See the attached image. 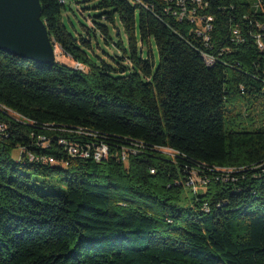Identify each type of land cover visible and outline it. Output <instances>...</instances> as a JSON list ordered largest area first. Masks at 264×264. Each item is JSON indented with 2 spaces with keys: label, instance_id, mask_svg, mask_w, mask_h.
Here are the masks:
<instances>
[{
  "label": "trees",
  "instance_id": "16d2710c",
  "mask_svg": "<svg viewBox=\"0 0 264 264\" xmlns=\"http://www.w3.org/2000/svg\"><path fill=\"white\" fill-rule=\"evenodd\" d=\"M87 2L106 23L85 38L66 0H40L73 66L0 50V264H264V0ZM102 145L100 162L68 152Z\"/></svg>",
  "mask_w": 264,
  "mask_h": 264
},
{
  "label": "water",
  "instance_id": "95a60500",
  "mask_svg": "<svg viewBox=\"0 0 264 264\" xmlns=\"http://www.w3.org/2000/svg\"><path fill=\"white\" fill-rule=\"evenodd\" d=\"M40 0H0V50L38 64L56 62Z\"/></svg>",
  "mask_w": 264,
  "mask_h": 264
},
{
  "label": "rangeland",
  "instance_id": "374dc122",
  "mask_svg": "<svg viewBox=\"0 0 264 264\" xmlns=\"http://www.w3.org/2000/svg\"><path fill=\"white\" fill-rule=\"evenodd\" d=\"M250 2L256 3L258 0H248ZM94 3H89L87 0H66V9L63 12L64 22L67 25L68 29L74 33L75 35H82L85 38H88V34L82 30V26L87 27L91 30L95 28V24H93L95 18L100 15V11H96L93 9ZM99 23H106V21L96 18ZM109 25V24H104ZM118 26L122 32V40L125 43L126 48L127 45V38L124 33V29L119 23ZM92 41V49L89 50L90 57L92 60L97 63L98 65H103L106 63L111 65L114 68H118V65L115 63V60L118 61L119 58L124 57V53L116 48L111 42H105L103 38L99 37L96 39L93 36L91 37ZM139 50L141 51V55L144 58H148L151 56L154 58L155 62H158V50L156 47L155 42L152 40L150 44L143 45L141 41H139ZM56 60L66 64L67 66H73V62L66 57L62 50L57 46L56 47ZM121 62V61H120ZM122 64L126 67H131L130 62L122 61ZM166 154L171 155L174 157L173 153L164 150ZM14 160L18 161L21 158V151L19 149L13 152ZM38 182H36L37 186L41 189L48 191V192H61L65 190V185L60 183L56 178H43L38 177ZM197 179V180H196ZM196 181V187L193 188L191 185H188V189L190 190H198L202 191L205 185L202 183L203 180L198 178H194Z\"/></svg>",
  "mask_w": 264,
  "mask_h": 264
},
{
  "label": "built area",
  "instance_id": "2783aa9c",
  "mask_svg": "<svg viewBox=\"0 0 264 264\" xmlns=\"http://www.w3.org/2000/svg\"><path fill=\"white\" fill-rule=\"evenodd\" d=\"M61 2L64 3L65 0H61ZM210 30H211V26L210 25H206V27L204 28V31L208 32ZM75 67L79 68V69H82V66L79 65V64H75ZM60 143L63 144V145H66V142H64V141H61ZM68 150H69L68 152L72 156H79L81 158H89V157L93 156V158L97 162H100L102 159L108 158V156H109V148L107 146H105V145H102L99 148L95 149V151H93L92 153H91L90 150L81 151V150H79V148L77 146H69ZM31 159L33 160L34 157H31ZM122 159L124 161L127 159V154L126 153H123V158ZM50 162H54V161L51 159ZM200 180L201 179H199V181ZM202 183L205 185L207 182L205 180H203ZM188 185H191V187L195 188L196 187V181L194 179H192V181Z\"/></svg>",
  "mask_w": 264,
  "mask_h": 264
}]
</instances>
